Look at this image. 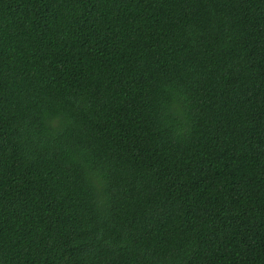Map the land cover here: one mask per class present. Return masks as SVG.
<instances>
[{"label":"trees","instance_id":"1","mask_svg":"<svg viewBox=\"0 0 264 264\" xmlns=\"http://www.w3.org/2000/svg\"><path fill=\"white\" fill-rule=\"evenodd\" d=\"M0 264H264V0H0Z\"/></svg>","mask_w":264,"mask_h":264}]
</instances>
